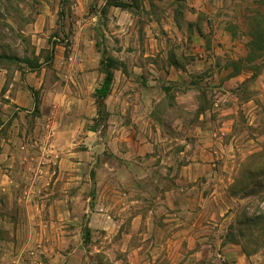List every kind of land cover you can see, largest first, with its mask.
<instances>
[{
	"label": "rangeland",
	"instance_id": "374dc122",
	"mask_svg": "<svg viewBox=\"0 0 264 264\" xmlns=\"http://www.w3.org/2000/svg\"><path fill=\"white\" fill-rule=\"evenodd\" d=\"M106 1L0 0V67L8 82L22 70L32 84L57 77L81 85L80 99L71 95L64 114L72 116L71 130L32 136L27 143L36 142V152L12 155L24 166L11 167L14 182L0 190V214L17 228L0 230L1 264H248L251 256L264 262V91L255 90L259 120L249 122L242 103L249 93L228 80L230 67L245 65L244 56L235 57L251 39V59L264 54V0H206L211 25L203 47L224 69L201 75L198 105L176 106L164 72L174 56L188 61L191 54L185 37L168 42L160 32L165 3L123 0L131 7L120 9ZM223 27L241 45L228 43L215 54L213 39ZM111 62L107 114L97 115L94 94L85 98ZM122 81L125 95L118 98ZM217 82L223 87L214 92ZM149 87L156 89L152 110L143 90ZM203 109L227 121L197 123ZM196 160L211 167L184 176L180 166Z\"/></svg>",
	"mask_w": 264,
	"mask_h": 264
},
{
	"label": "crops",
	"instance_id": "0c3cea01",
	"mask_svg": "<svg viewBox=\"0 0 264 264\" xmlns=\"http://www.w3.org/2000/svg\"><path fill=\"white\" fill-rule=\"evenodd\" d=\"M145 3V0H142ZM157 3H165L163 6L166 7V11L163 13V17L160 21L165 25V31L160 30L165 39L168 42H173L176 39L181 40V37H185L184 42L190 45L187 53L191 54L188 58V61L179 60L177 56H174L173 60L170 62L167 71H165V77L168 80L166 84L171 85L173 88L174 95L171 97V105L176 106L180 102H186L188 100L195 101L194 103L199 102V97L202 94V90L205 89L201 75L205 72H211L212 68H215L216 71L221 67L217 63L216 57L210 52L212 49L203 47L206 45L205 34L209 31L211 25V15L210 10L207 9L208 1L206 0H154ZM120 8V7H118ZM122 9V8H120ZM202 11V12H201ZM206 11V12H205ZM205 12V13H204ZM204 14V15H203ZM216 16V15H214ZM219 17V16H217ZM159 22H157V25ZM205 27L208 30H205ZM218 30L217 38L213 39L214 45L216 46L215 54L223 55V49L230 43V45H237V48L241 44H238L239 40H235L228 29ZM178 36V38H176ZM244 42H249V39H245ZM212 46V45H211ZM247 46V51L243 53L237 51L236 60L239 62L240 57L244 56L243 59L245 62L244 66H240L239 69H234L230 67L231 75L228 80H232L237 83L239 88H243L247 91L248 96L245 99L244 105L247 106L249 116L246 115V121L253 122L257 119L255 114L256 108L259 107L257 100L254 98V93L256 88H261L264 91V54L259 58L250 59L249 58V48ZM184 51V54H186ZM242 59V60H243ZM224 69L222 66L219 70ZM121 72H123L121 70ZM8 70L5 67H0V174L4 177V180L0 181V190L9 191L14 180L11 177L10 171L14 167H23L24 164L13 161V156L16 153L28 154L32 151L36 152V145L29 141V139L34 137H47L51 134H55L58 131L71 130L68 128L69 123H71L70 116L64 115L68 110V105L71 103L70 96H73V99H80V84L78 85L72 83H62L60 78L55 77L50 82L45 81L40 77L37 83L30 82V73H23L22 70L15 71L14 79L17 80L15 83H9ZM23 73V74H22ZM34 73V72H32ZM196 78V80L192 79ZM224 80V82L228 81ZM216 84V85H214ZM213 91H218L219 88H222L220 82L213 83L211 86ZM124 81L118 87V98L124 97L125 91ZM31 89L38 91V99L35 104L33 95L30 94ZM95 89V88H94ZM90 91V96L85 98V101H90L93 97V91ZM112 89V88H111ZM69 90L70 94L64 99L63 94L65 91ZM147 93V103L151 110L154 106L153 96L155 93V87H149L143 89ZM239 89L236 88V91ZM72 91V92H71ZM170 91V90H169ZM226 91V90H225ZM163 92L161 86L158 88V93ZM32 93V92H31ZM163 94L161 96H163ZM67 94L65 93L64 96ZM109 95V94H108ZM107 95V96H108ZM77 96V97H76ZM162 98V97H161ZM197 101V102H196ZM242 101V100H241ZM240 102V101H239ZM198 105V104H197ZM213 105L218 106L217 102H214ZM36 106V107H35ZM45 108H49L52 113H45ZM34 113H31L32 111ZM23 115H21V112ZM205 109L196 114V122L202 123L206 121L213 122H223L227 121V118H221L218 114L217 117L213 118L214 115L210 113L205 115ZM69 119H68V118ZM143 117L142 119H144ZM231 121H238V119H232ZM146 120L152 122L153 119L147 116ZM183 120L181 118L172 116V121ZM198 130L204 132V128L201 125H197ZM152 135V130L150 131ZM163 133L160 129H157L153 134L158 136ZM165 133V132H164ZM236 133V132H235ZM198 135V133H195ZM215 136L222 138L220 133L214 132ZM236 134H232V137H235ZM264 136V135H263ZM262 136V138H263ZM136 137H145L142 133H136ZM215 141V140H214ZM35 147V148H34ZM32 148V150H31ZM262 150L263 147L259 146ZM237 149V147H235ZM30 151V152H29ZM248 151L247 153H251ZM200 165H203L205 168H210L209 163H201L198 160L193 162H187L180 166L184 176L189 177V172L198 168ZM12 167V168H11ZM166 169V168H165ZM13 217L6 214H0V230L4 233L13 234L15 232ZM23 228V226H22ZM24 229H22L23 231ZM1 231V232H2ZM6 244L9 242L3 240ZM11 243V242H10ZM256 255V254H254ZM4 262V259H1L0 264ZM256 261L252 256L248 259V264H263V260Z\"/></svg>",
	"mask_w": 264,
	"mask_h": 264
},
{
	"label": "trees",
	"instance_id": "16d2710c",
	"mask_svg": "<svg viewBox=\"0 0 264 264\" xmlns=\"http://www.w3.org/2000/svg\"><path fill=\"white\" fill-rule=\"evenodd\" d=\"M106 4L112 5V6H116V7H120L122 9H128V8L131 7L130 3H128L127 1H123V0H108V1H106ZM254 38H255L254 42L257 41L258 38L256 36ZM248 47H249V53H251V50L253 48L252 39L248 43ZM249 58L251 59L252 55H251V57L249 55ZM112 63L113 62H111V64H107L105 66L103 79L93 91V94H94L93 96L95 97V102H96V104L98 106L97 115H99L100 112L105 113V115L107 114L106 111H105V104L103 102V99L111 91L112 82H113V68H114ZM31 92L33 93V97H34L35 104H36V101L38 99V97L35 96V94H36L35 92L36 91L34 92V90L31 89ZM84 228H85V234L88 235L89 234V228L88 227H84Z\"/></svg>",
	"mask_w": 264,
	"mask_h": 264
}]
</instances>
